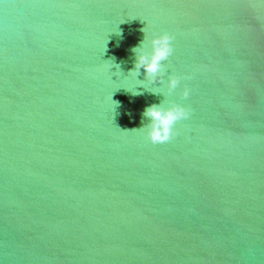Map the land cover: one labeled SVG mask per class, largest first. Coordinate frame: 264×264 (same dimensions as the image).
I'll return each mask as SVG.
<instances>
[{
	"label": "water",
	"instance_id": "95a60500",
	"mask_svg": "<svg viewBox=\"0 0 264 264\" xmlns=\"http://www.w3.org/2000/svg\"><path fill=\"white\" fill-rule=\"evenodd\" d=\"M143 28L163 82L128 74ZM0 264H264V2L0 0Z\"/></svg>",
	"mask_w": 264,
	"mask_h": 264
},
{
	"label": "clouds",
	"instance_id": "9594fccd",
	"mask_svg": "<svg viewBox=\"0 0 264 264\" xmlns=\"http://www.w3.org/2000/svg\"><path fill=\"white\" fill-rule=\"evenodd\" d=\"M141 31L144 32V39L131 50L135 55V61L133 68L129 70L128 74L129 76H135L143 69L144 75L149 82H163L161 77L165 62L173 54L172 41L174 38L168 33L149 37L145 28ZM113 66L117 68L116 74H118L120 66L110 63V70ZM184 79H190V77H184ZM180 82L181 77L170 76L167 80L168 94H173ZM190 93L191 89L185 86L182 91V97L187 99ZM133 94L140 95L142 93L136 91ZM191 112L190 108L175 102H169L166 106L161 104L149 105L142 113V121H147V123L142 122L138 130H142L147 140L152 144L167 143L178 134L175 130L176 124L180 121L188 120Z\"/></svg>",
	"mask_w": 264,
	"mask_h": 264
}]
</instances>
